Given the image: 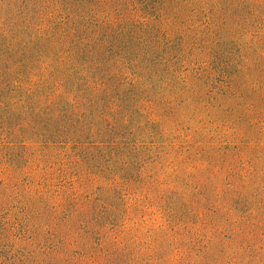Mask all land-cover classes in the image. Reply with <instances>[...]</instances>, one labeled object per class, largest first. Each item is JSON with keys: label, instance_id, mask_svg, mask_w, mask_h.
Returning <instances> with one entry per match:
<instances>
[{"label": "rangeland", "instance_id": "374dc122", "mask_svg": "<svg viewBox=\"0 0 264 264\" xmlns=\"http://www.w3.org/2000/svg\"><path fill=\"white\" fill-rule=\"evenodd\" d=\"M243 1L0 0V264H264Z\"/></svg>", "mask_w": 264, "mask_h": 264}, {"label": "trees", "instance_id": "16d2710c", "mask_svg": "<svg viewBox=\"0 0 264 264\" xmlns=\"http://www.w3.org/2000/svg\"><path fill=\"white\" fill-rule=\"evenodd\" d=\"M242 1L243 0H237L236 4H242ZM243 2H246V1H243ZM250 2H251V4H249V5H251V8L253 10L250 11L248 16L251 17V16L256 15V18L254 19V22H252L251 25H255V26L258 25V28H259V29H257V30H259V32H258V40H257V42L255 44H259L260 47L262 49H264V0H250ZM243 5L246 6L247 3H245ZM233 16L237 18L236 15H233ZM232 20H234V19H232ZM229 22L230 21H228V24H227L228 28H229V30H233V28L231 29L229 26L232 25V24H235L236 22H230V23ZM231 35H232L231 33L230 34L228 33L225 36V38H224L225 41H228L230 39ZM253 45H254V43H250V44L248 43V45L244 46V47H247L246 48L247 50L245 51V53L251 52V49H252ZM250 72H251V74L249 75V80H250L251 83H254V84L251 86V88L249 90V93L252 95V94H255L256 92H259V91L262 90V94H260L259 97L255 96V95H252L249 98H245L244 95H239V97L242 100L244 99L245 101L246 100L252 101L251 103H253L254 106L260 105V107L264 109V85L261 87V85H262L261 83L262 82L260 81V77L262 75H264V69L262 71L261 68H260V65L258 66L257 63L254 62L253 65H252V70L250 69ZM263 80H264V76H263ZM228 86H232V88H234V90H235L236 82L235 81H231V82L228 83ZM233 92L232 93H228V94L227 93H221V98L223 100V103L225 102L224 105L230 106V104H228L227 101L231 100ZM203 93H205V92H203ZM203 93H201V91H200V93L198 95H196L197 94L196 93V94H193L191 96H192L193 100L195 98H197V97H199V99H200L201 98V94H202V96H204ZM220 108H221V110H225V112L223 111L225 115H224V117L222 119H220V121H223V120L228 119L229 117H232V116L235 115L233 112L228 111L227 108H225V106H222ZM206 111H207V109H206ZM256 115H257L256 117L258 119L262 118V117H264V112L263 111H259V113L257 112ZM234 123L238 124L239 129H240L236 133L237 136H239V134L240 135H243V134L245 135L247 133V131H249V130L251 132H253V133L255 132V130L253 129L255 126L252 125V124H250V125L247 124L248 121L245 120L243 117L239 118V120H236ZM236 124L234 126H236ZM227 137L234 138V131H233V135L228 134ZM238 139L240 140V138H238ZM241 139H243V138H241ZM209 156H211L210 153H209ZM209 199L210 198L208 196H206L205 197V202L208 203Z\"/></svg>", "mask_w": 264, "mask_h": 264}]
</instances>
